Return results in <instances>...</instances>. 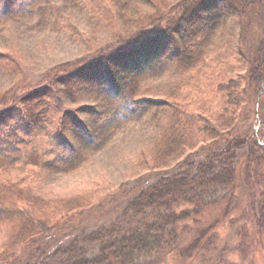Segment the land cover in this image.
Returning <instances> with one entry per match:
<instances>
[{
    "label": "trees",
    "instance_id": "trees-1",
    "mask_svg": "<svg viewBox=\"0 0 264 264\" xmlns=\"http://www.w3.org/2000/svg\"><path fill=\"white\" fill-rule=\"evenodd\" d=\"M38 1L0 0V31L21 12L43 16L47 7ZM77 1L93 17L102 13V25L122 22L111 43L90 56L58 62L29 81L15 48L0 46V73L9 78L8 93L0 91V264H242L264 233V25L244 75L218 82L224 100L216 116L208 107L190 111L193 102L184 103L181 91L188 73L209 65L230 12L250 28L264 0H75L71 6ZM167 68L177 75L173 90L152 92L148 77ZM83 86L102 91L98 103L65 104L64 95ZM250 101L256 131L252 123L237 126ZM152 103L163 107L153 111L157 132L135 163L152 170L150 177L87 212L70 207L67 196L39 190L34 169L74 173L90 153L84 143L99 150L140 117L135 107ZM78 109L91 110L90 126ZM38 137L47 148L28 161L27 148Z\"/></svg>",
    "mask_w": 264,
    "mask_h": 264
},
{
    "label": "rangeland",
    "instance_id": "rangeland-1",
    "mask_svg": "<svg viewBox=\"0 0 264 264\" xmlns=\"http://www.w3.org/2000/svg\"><path fill=\"white\" fill-rule=\"evenodd\" d=\"M175 0H160L161 4L170 5ZM50 2V3H49ZM40 0L38 3L46 6L45 14L36 11L29 15L21 12L16 20H10L2 25L0 31V46L12 45L19 55L22 67L29 81H36L41 78L50 67L61 61H73L81 57L91 55L96 47L111 43L112 32L122 25L121 20L113 21L108 27L102 25V13L90 15L89 10L80 1L73 6L75 0ZM70 4V5H69ZM56 9V12L52 8ZM163 7V6H161ZM57 16L58 21L65 25L74 26L75 30L69 27L57 28L52 17ZM92 16V18H90ZM105 23L106 21L103 20ZM264 25V6H256V12L252 13V25L245 28L243 21L238 14L231 11L222 32L216 36L215 50L209 65L198 72L188 73L190 81L181 91V97L186 98L184 103L193 102L188 105V109L194 110L198 107H208L213 116H216L223 106L224 95L217 91L218 82H222L230 77L243 76L246 69L247 55L252 54L262 38ZM220 43V45L218 44ZM170 68H167L160 76L148 77V82H152L154 87L150 90L161 93L163 89L169 91L174 88V81L177 75ZM171 75H173L171 77ZM9 78L4 73H0V91L8 88ZM198 90L200 92H198ZM8 93V92H7ZM6 93V94H7ZM66 95V94H65ZM63 97L65 104L73 106L80 101L93 105L102 98V91H90L89 86H83L79 90L72 89L68 95ZM74 95L75 98L71 97ZM256 102H249L246 113H243L237 122L239 129H244L246 125L252 123L253 131L258 130L259 120L255 117L253 109ZM123 108V105L122 107ZM125 108V107H124ZM156 103L143 107H135L131 112L133 115L141 114L139 118L130 120L127 124L119 128L114 136L99 150H91L90 146L84 143L81 137L73 133V138L82 146L83 152H90L82 166L72 174H59L47 165L34 169L35 184L45 195L67 196L68 205L85 212L91 206L102 204L106 196L112 194L116 198L123 190L142 182L153 173L148 167L137 168L135 163L141 150H148L154 141V134L157 132V120L153 115L155 109H162ZM131 109V107H129ZM143 109V111H142ZM161 112V110H160ZM91 110H77V114L82 121H86L90 126ZM139 116V115H138ZM160 118V117H159ZM71 117V126L75 125ZM96 126H98L96 124ZM77 128V125L75 126ZM98 128H93L97 133ZM255 133V132H254ZM40 140L38 141V139ZM215 145L216 142L210 140L207 144ZM93 146V145H92ZM46 144L42 137L32 140L27 148L30 153L28 161L42 158V152L46 150ZM149 150V151H150ZM47 156H45L46 158ZM104 198V199H103ZM237 203V198L233 199L232 206ZM67 205V206H68ZM239 212L233 211L232 217H237ZM259 243L255 251H249L242 264H264V233L260 234ZM255 241V240H254ZM97 250L96 246L90 249V254Z\"/></svg>",
    "mask_w": 264,
    "mask_h": 264
}]
</instances>
